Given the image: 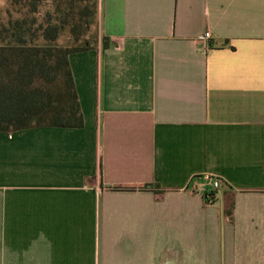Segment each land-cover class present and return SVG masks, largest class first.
Masks as SVG:
<instances>
[{
	"label": "crops",
	"instance_id": "1",
	"mask_svg": "<svg viewBox=\"0 0 264 264\" xmlns=\"http://www.w3.org/2000/svg\"><path fill=\"white\" fill-rule=\"evenodd\" d=\"M97 1L83 126L0 131V264H264V0Z\"/></svg>",
	"mask_w": 264,
	"mask_h": 264
},
{
	"label": "trees",
	"instance_id": "2",
	"mask_svg": "<svg viewBox=\"0 0 264 264\" xmlns=\"http://www.w3.org/2000/svg\"><path fill=\"white\" fill-rule=\"evenodd\" d=\"M42 1L9 0L24 7L26 15H11L0 28V131L84 124L69 59L71 54L90 48L91 42L82 36L91 19H97L98 1L82 0L77 11L74 5L69 6L58 14L59 20L48 11L46 20L33 27ZM67 25L72 42L58 44ZM207 194L205 198L210 200Z\"/></svg>",
	"mask_w": 264,
	"mask_h": 264
},
{
	"label": "rangeland",
	"instance_id": "3",
	"mask_svg": "<svg viewBox=\"0 0 264 264\" xmlns=\"http://www.w3.org/2000/svg\"><path fill=\"white\" fill-rule=\"evenodd\" d=\"M91 2V0H89ZM69 4V5H68ZM82 0H43L39 6L38 12H36V21L33 23V27H37L39 22H44L48 17V11L55 13V20H59L58 14L61 15L65 12L69 6L75 7V11L78 10L82 5ZM25 8L18 5H13L9 0H0V28L2 24L7 23L8 18L12 15L13 17H21L25 14ZM28 21H31L30 19ZM99 23L98 19H91L89 27L85 30L84 35L82 36L87 39L89 42L97 35ZM72 35L70 32V26H66L64 32L57 39V43L61 45H70L72 42Z\"/></svg>",
	"mask_w": 264,
	"mask_h": 264
},
{
	"label": "built area",
	"instance_id": "4",
	"mask_svg": "<svg viewBox=\"0 0 264 264\" xmlns=\"http://www.w3.org/2000/svg\"><path fill=\"white\" fill-rule=\"evenodd\" d=\"M211 37V33H210V31H206L205 33H204V35L201 37V43H202V45H203V47L205 48V49H207L208 47H209V38ZM204 178L205 179H207V180H209L210 182H211V184H212V187L214 188V189H216L218 186H219V180L218 179H215L213 176H211V175H209V174H206V175H204ZM214 196V194L212 193V192H209L208 194H207V197L208 198H211V197H213Z\"/></svg>",
	"mask_w": 264,
	"mask_h": 264
}]
</instances>
